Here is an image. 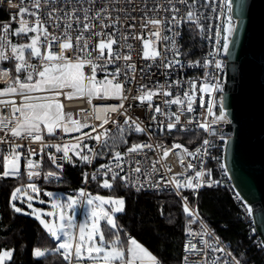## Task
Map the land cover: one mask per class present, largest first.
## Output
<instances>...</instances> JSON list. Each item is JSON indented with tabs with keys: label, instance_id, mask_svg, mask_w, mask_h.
Instances as JSON below:
<instances>
[{
	"label": "built area",
	"instance_id": "built-area-1",
	"mask_svg": "<svg viewBox=\"0 0 264 264\" xmlns=\"http://www.w3.org/2000/svg\"><path fill=\"white\" fill-rule=\"evenodd\" d=\"M180 12L178 16H185L188 8L187 5L176 3V0H172ZM192 0H188L190 4ZM27 7L29 11H36L32 7V0H0V35H6L7 40L13 44V39L18 38L21 41H25L26 36L17 35L16 32L20 27L21 19L28 20L30 24L34 26L36 17L25 14L20 16L18 14L19 7ZM171 6L168 0H41V8L38 11V15L42 21L45 22V27L52 34L59 35L64 31V24L66 23L64 17L66 13H71L74 9L76 15L83 21L84 12L83 9H90L89 15H93L95 12L102 8H106L107 11L102 13L107 19L105 23L109 24L107 28H101L99 20L89 21L94 25L92 32H104L114 33V38L118 41L113 45L114 51L122 54H130L132 56L131 61L125 62L122 59L112 64L106 65V71L98 70L96 74L97 80H103L107 73H112L117 67H121L122 72L119 76L120 82L124 84V96L128 98L125 100L120 99H100L93 98L92 103L89 104L87 97L67 99L61 95L56 97L59 103L63 105V111L65 113H71L74 120H78L81 123L86 122L88 127L81 128L80 131H70L64 133L62 129H57L54 136H49L45 131L42 133L44 136L45 144H56L63 146L64 144L77 143V137L82 138L83 144H87L89 149H93L100 155L93 158L91 164L81 162L71 152V162H64L57 160L58 164H62V168H57L52 164L49 159V155L62 156L63 153H57L54 147L41 149L39 142L32 143L28 139H16L10 135H6L7 129L0 131V138H4L8 141L23 145L18 151L22 153L20 160V175L16 177H7L19 179L24 175L25 179L29 183L43 184L46 186L61 185L65 181V171L69 164L75 162V167L79 172V182L75 187H67L63 189L64 194L71 198H77L79 201L78 215L76 223L81 221V211L84 205L87 203L86 199L91 192V186L96 182H102L103 179H111V174L108 177L97 176L96 180L91 179V175L96 172L102 164H109L114 170L120 172V175L127 176L128 179L122 181L125 189L131 191L137 195H159L163 193L174 194L179 200L181 210L183 212L184 201L182 198L187 199V203L190 209L194 210V214L197 217L195 220L192 217L187 216L184 212L186 220L183 223V232L179 242V260L177 264H195L196 261H201V264H212L215 261L216 264H236L239 261L240 264H244L237 258L235 252L230 248L229 242L222 239L219 234L212 228L206 220H204L198 213V199L203 191L207 190H223L228 195L229 199L235 207L234 216L243 225L246 238L250 241V245L258 252L259 256L263 259L264 264V246L255 234L253 219L251 212L254 207L247 205L243 202L241 196L236 192L232 186L225 168L223 166V154L225 141L232 135L231 122L225 112V121L212 124V131L206 132L199 127L200 123L211 122L213 117L209 116L207 109V101L211 99L213 101V114L219 115V110L222 107V95L227 91H232L233 85L236 82L237 70L235 64L228 61L225 58V52L222 48L216 54L215 59L221 62L222 67L217 70L214 66V62L206 69L204 68L203 61L205 59L212 60V57L208 55L209 52H216V31L221 27L229 17L234 19L231 12L228 11L225 6V0H207V6H205V0H197L196 8L194 9L199 19L193 23L187 19H183L178 27H174L172 31H164L162 34L174 37L176 39V47L179 49L180 55L174 57L173 53L168 50L171 47L170 41H157L156 50L161 53V57L157 60H144L143 55V41L141 39H133V36H141L144 40L155 39L149 37V31L154 30L151 28L144 29L141 27L144 18H163L165 21L170 20L172 12L166 11ZM213 7L216 8L213 11ZM154 9H157L154 11ZM51 15V19L49 18ZM72 29L69 32L73 38L81 34V29L77 28L75 19L73 18ZM115 22V23H114ZM9 24V32L5 34L3 32V25ZM59 24L57 27L56 25ZM197 24L200 27H197ZM164 27H167L165 24ZM179 32L177 37L175 34ZM35 34V33H28ZM223 34V33H222ZM36 35V34H35ZM85 38L91 37V42L95 45L100 37L92 36L91 33H83ZM122 36H127L125 41ZM43 39V38H42ZM125 44L132 45V49L123 47ZM167 46V47H166ZM42 51L46 50L45 46L41 44ZM52 52H58L59 47L57 43H53L51 46ZM65 55L73 57L72 51H66ZM107 55V52H105ZM167 57L164 62L168 60L179 59L180 63L171 68H164L161 66V59ZM8 62V61H4ZM31 63L40 65L38 58H32ZM126 63L135 65V72H132L127 67ZM149 65H151L149 67ZM0 70L7 71L10 77H15L16 73L10 67H1ZM84 72L86 75H91V69L85 67ZM209 73V78L205 77V73ZM214 76L215 79L210 77ZM179 81L177 84L176 82ZM10 81L0 80L1 85H6ZM191 82L197 84V92L195 96V103L193 104V112L187 111V103L184 104H165L166 100L175 99L180 97L183 99L184 92L190 91ZM204 82L218 84L219 90L214 91L211 96L204 95L205 105L201 107L200 96L202 95L198 88ZM146 86L148 89L157 90L162 87L163 91L171 93L170 96L160 95L152 98V108L148 107V102L141 104L139 100L133 99L140 93L138 89L141 86ZM33 95H46L45 93H33ZM4 100H15L16 104L21 103L22 97L19 96H4L0 97ZM124 104L123 108H118L116 112H107L106 118L108 123L100 127L101 120H97L94 117L93 109L97 111L110 108L112 106H119ZM161 108V113L154 111L155 107ZM101 114L104 113L101 111ZM180 115V123L176 124V127L169 130L167 125L170 122H175V115ZM18 115V114H17ZM155 116V120H153ZM11 105H0V119H11ZM131 117V120H135L145 129L142 133H136L134 131H128V126L124 124L126 118ZM131 120L129 123H131ZM191 121V123H189ZM124 128L122 139L117 140L113 145L112 137L120 136V128ZM93 128L96 131H93ZM107 130L108 136L104 137L107 140V145L104 146L98 143L94 139L88 138V136H96L100 132ZM186 136V137H185ZM188 136V137H187ZM208 139L211 141L212 146L207 149L208 155L193 157L185 154L183 149L187 152H195L197 148H200L203 140ZM126 141V142H125ZM151 144L152 149L144 148L138 154L133 153L126 155L127 148L132 144ZM174 144L182 145V149H173L167 158H163L164 149H172ZM161 145L162 147H157ZM82 154L92 155L88 149H83L81 145ZM32 149L36 152V155L31 159L34 162L40 164V168L37 171L40 172L38 178H34L32 181L28 180L26 170V160L28 158V152ZM80 150V149H78ZM8 151V144H0V174L3 173V154ZM119 151L123 159L120 161L121 168H115V161L113 160L114 152ZM181 158L183 163H181ZM201 161L203 163H201ZM191 163L194 167L189 170L187 165ZM223 166V167H222ZM136 167L141 168L140 173H136L134 169ZM211 171V179L219 181L218 184L208 187L206 185L201 186L198 189L192 190L187 188L177 189L175 185L170 183V179L183 182L186 177H194L196 171L201 169ZM122 169V170H121ZM170 169V171H169ZM54 171L58 174V179H44V175ZM84 174L88 175V180L85 181ZM204 179H208L207 176ZM118 180V179H117ZM195 183V180H193ZM137 188H140L137 191ZM85 193V196H81L80 193ZM249 209L251 210L249 212ZM70 211V210H69ZM191 221V223H190ZM201 223L212 233L208 235H196L190 237L187 235V229H190L194 233H200ZM77 231V229H76ZM128 237L129 235L126 234ZM191 240L192 243L197 245L198 249H203L199 255L186 253L184 250L185 244ZM204 241H207L209 245L215 248L223 249V251H213L212 247L204 248ZM217 241L219 243H217ZM61 260L67 264L61 254ZM185 256H188V260L185 261Z\"/></svg>",
	"mask_w": 264,
	"mask_h": 264
},
{
	"label": "snow or ice",
	"instance_id": "snow-or-ice-1",
	"mask_svg": "<svg viewBox=\"0 0 264 264\" xmlns=\"http://www.w3.org/2000/svg\"><path fill=\"white\" fill-rule=\"evenodd\" d=\"M11 2V0H9ZM23 3V0H21ZM47 2V0H45ZM171 6L166 11L172 12L170 20L165 21L163 18H151L146 17L141 25L144 29H154L149 31V37H154L155 39L144 40L141 36H133V39H141L143 41V55L144 60L155 61L157 58L161 57V53L156 50L157 41H170L171 47L168 48L169 51L173 53L174 57L180 55L179 49L176 47V39L174 37H169L163 35L164 31H172L174 27H178L183 19H187L195 23L199 17L194 10L196 8L197 0H192L189 4L188 0H176V3L187 5V12L185 16H178L177 13L180 9L175 6L172 0H168ZM205 6H207V0H205ZM225 6L228 11L232 10L231 0H225ZM32 7L36 11H29L27 7H19L18 14L24 16L28 14L30 16L36 17L34 21V26L29 23L28 20L21 19L20 27L17 30V35L27 36L28 33H35L36 35L29 37L30 42L24 44H12L7 40L6 35H0V61H14L15 77H10L7 71L0 70V80L10 81L3 90H0V97L4 96H19L22 97L21 103L16 104L15 100H4L0 99V105H11L12 117L11 119H0V131L7 129L6 135H10L16 139H28L32 143L39 142L41 144V149L54 147L57 153L62 152V156L49 155V159L52 164L56 165L57 168H62V164H58L57 160H62L64 162H71V157L69 152H71L77 159L81 162L91 164L95 156L100 155V153L95 152L93 149H89L87 144H83L82 138L77 137V143L75 144H45L44 136L42 133L45 131L49 136H54L57 129H62L64 133L70 131H80L81 128L88 127L86 122L81 123L78 120L72 118L71 113H65L63 111V105L58 102L56 97L61 95L65 96L67 99L82 98L87 97L88 103L91 104L93 98L100 99H120L125 100L128 97L124 96V84L118 79L122 69L117 67L114 72L107 73L104 79L97 80L96 74L98 70L106 71V65L115 63L118 60H123L125 62L131 61L132 56L130 54H122L120 52L114 51L113 45L117 44L118 41L114 38V33H104V32H92L94 25L90 23L91 20H99L101 28L109 27V24L105 23L107 19L102 13L106 12V8H102L95 12L93 15H89L90 9H83L84 16L83 21L79 16L76 15L77 10H73L71 13L65 14L64 31L59 35L52 34L45 27V22L41 20L38 15V11L41 8V0H32ZM157 9H154L156 11ZM216 8L213 7V11ZM52 18L51 15L49 17ZM75 19L77 28L81 29V34L73 38L69 32L72 29V20ZM115 23V22H114ZM165 24L167 27H164ZM57 27L59 24L56 25ZM197 27L200 25L197 24ZM10 25H3V32L7 34L9 32ZM235 25L232 22V18L229 19L217 29L215 39H216V52H209L208 55L212 57V60L205 59L203 61V67L208 68L210 64L214 62V66L219 70L222 65L221 62L215 59L216 54L222 48V50L227 53L229 50V37L233 33ZM83 33H91L92 36L100 37V40L93 45L91 42V37L85 38ZM223 33V34H222ZM177 37L180 35L179 32L175 34ZM43 38V39H42ZM126 41L127 36H122ZM53 43H57L59 47L58 52H52L51 46ZM41 44L45 46L44 51L41 49ZM123 47L132 49V45L125 44ZM167 47V46H166ZM72 51L73 57H68L65 55L66 51ZM107 52V55H105ZM32 58H38L40 60V65H35L30 62ZM167 57L161 59V66L164 68H171L180 63L179 59L168 60ZM151 65H149L150 67ZM85 67L91 69V75H86L84 72ZM127 67L132 72H135V65L131 63H126ZM23 73V78L19 74ZM209 73H205V77L209 78ZM215 79L214 76L210 77ZM177 84L179 81L176 82ZM219 86L215 83L204 82L198 88V91L202 94L200 96V105L204 107L205 100L203 94H211L214 91H218ZM140 93L138 96L133 97V99L139 100L141 104L148 102V107L152 108V98L154 96L160 95L170 96L171 93L168 91H163L162 87L157 90L148 89L146 86H141L138 89ZM197 92V84L191 82L190 91L184 92L183 99L176 97L175 99L166 100L165 104H184L187 103V111L193 112V104L195 103V96ZM33 93H45L46 95H33ZM207 113L212 116L211 122H207V117H205V122L200 123L199 127L204 129L206 132L212 131V124L217 122L225 121V112L223 107L219 110V115H214L213 101L209 99L207 101ZM124 104L121 103L119 106H112L107 109L97 111L93 109V114L95 119L101 120L100 125L108 123L106 118L107 112H116L118 108H123ZM101 111L104 115L101 114ZM154 111L156 113H161V108L159 106L155 107ZM18 114V115H17ZM162 114V113H161ZM175 115V122L168 123L167 127L172 130L176 127V124L180 123V115ZM155 120V116L152 117ZM131 117L125 119L124 124L128 126V131H134L136 133H142L145 129L135 120L129 121ZM191 123V121H189ZM93 131H96L93 128ZM120 136L112 137L113 145L116 144L117 140L122 139L124 128H120ZM108 136L107 130L100 132L96 136H88L90 139L96 140L102 145H107V140L104 137ZM126 142V141H125ZM8 144V151L3 154V168L4 171L0 174V178L16 177L20 175V160L22 153L18 151L23 145L15 143L13 141L5 140L0 138V144ZM227 143V141H225ZM88 149L92 155L82 154V148ZM211 141L204 139L200 148L196 151L187 152L183 149L185 154L193 156H206L208 155L207 149L211 147ZM151 144H132L127 148L126 155H131L133 153H139L144 148L152 149ZM157 147H162L157 145ZM80 149V150H78ZM173 149H182V145L174 144L172 149H164L163 158H167L170 151ZM36 155V152L32 149L28 152V158L26 160V174L29 181L40 176V172L37 169L40 168L38 162H34L31 157ZM123 159L122 154L119 151L114 152L113 160L115 161V168H121L120 161ZM181 163L183 159L181 158ZM201 163H203L201 161ZM193 165L189 163L187 168L189 170L193 169ZM223 167V166H222ZM122 170V169H121ZM136 173L141 172L140 167L134 169ZM170 171V169H169ZM111 174V179H103L100 186L105 189H112L114 183L117 179L120 181H125L128 179L127 176L120 175V172L114 170L109 164H102L99 168L91 175L92 180H96L97 176L108 177ZM207 176L208 179H204ZM59 176L54 171H49L44 175V179H58ZM85 181L88 180V175L84 174ZM195 180V183H193ZM170 183L175 185L177 189V194H179V189H198L201 186L212 187L218 184L219 181L211 179V171L201 169L195 172L194 177H186L183 182L170 179ZM31 190L33 193L39 194V189L33 183L27 184L25 187H17L11 193L10 203L19 198V194ZM140 188H137L139 191ZM45 196H49L50 193L45 192ZM81 196H85V193L81 192ZM33 197L29 195L27 200L29 201L28 207L32 208L31 200ZM184 201L183 212L192 217L195 220L197 217L194 214V210L190 209L186 198H182ZM87 205L89 206L88 218L84 222L77 224L74 219V209L77 206L78 201L74 198H70L68 203L63 204L59 201L53 200L51 203V211L43 213L48 217H53V220L48 222L41 218V211L32 208V215L39 223L43 226L46 233L56 241L59 242L58 245L51 249L53 253H60L67 264H160V261L151 254L145 247H143L137 240L128 238L126 244L121 242V237L118 232V225L115 222L114 215L116 213L123 212L125 209V200L123 198H104L102 196H88L86 199ZM44 203V201H40ZM12 209L16 213H22L23 210L20 207H16L14 204L11 205ZM105 206H108L107 208ZM110 209V210H109ZM71 210V211H69ZM251 210L249 209V212ZM29 215V213H24ZM104 222L107 226H110L111 238L106 237L104 228L102 226ZM191 223V221H190ZM201 232L194 233L190 229H187V235L194 237L196 235H208L211 236L212 233L205 227L203 223L200 225ZM75 229H78V237L76 235ZM98 237V239H97ZM75 241V242H74ZM204 248H213V251H223V249L215 248L209 245L207 241H204ZM217 243H219L217 241ZM264 246V245H262ZM62 250V252H61ZM186 253L199 255L203 249H198L197 245L192 243L191 240L184 246ZM50 250L48 248L40 249L36 248L33 252L34 257H44L46 253ZM13 256L11 250L0 251V264H5L6 260H10ZM185 261L188 260V256H185ZM195 264H201V261H196ZM212 264H216L212 261ZM236 264H240L236 261Z\"/></svg>",
	"mask_w": 264,
	"mask_h": 264
},
{
	"label": "trees",
	"instance_id": "trees-1",
	"mask_svg": "<svg viewBox=\"0 0 264 264\" xmlns=\"http://www.w3.org/2000/svg\"><path fill=\"white\" fill-rule=\"evenodd\" d=\"M14 61L0 62L1 67L14 68ZM4 86L0 85V90ZM186 137V136H185ZM188 137V136H187ZM65 181L61 185L46 186L36 184L39 190L62 192L67 187H75L79 182V172L75 162L65 171ZM100 182L91 186V191L101 194L121 196L125 200V209L114 216L118 225L121 242H127L125 235L137 240L160 264H177L179 260V242L186 218L174 194L137 195L124 188L116 180L112 189H103ZM29 182L22 175L19 179L0 178V251L11 250L13 256L5 264H65L59 253L51 249L56 241L51 238L35 217L16 213L12 204L24 208L17 200L11 201V193L17 187H25ZM235 207L223 190L203 191L198 199V213L215 229L219 236L229 242L230 248L244 264H263V259L250 245L243 225L234 216ZM105 235L111 238L109 226L102 223ZM36 248L50 251L44 257H34Z\"/></svg>",
	"mask_w": 264,
	"mask_h": 264
},
{
	"label": "water",
	"instance_id": "water-1",
	"mask_svg": "<svg viewBox=\"0 0 264 264\" xmlns=\"http://www.w3.org/2000/svg\"><path fill=\"white\" fill-rule=\"evenodd\" d=\"M231 3L235 28L225 58L235 64L237 77L222 95L232 127L222 161L236 192L254 207L255 234L264 245V0Z\"/></svg>",
	"mask_w": 264,
	"mask_h": 264
},
{
	"label": "rangeland",
	"instance_id": "rangeland-1",
	"mask_svg": "<svg viewBox=\"0 0 264 264\" xmlns=\"http://www.w3.org/2000/svg\"><path fill=\"white\" fill-rule=\"evenodd\" d=\"M22 44H24V43H22ZM13 70L15 71V67L13 68ZM19 75L21 76V78H23L24 74L21 73ZM6 85L4 86V88L6 87ZM3 89H1V90H3ZM33 184H35V183H33ZM35 186L37 187L36 184H35ZM21 187H23V186H21ZM103 189H105V188H103ZM105 190H107V189H105ZM45 192L50 193V195L49 196H45L44 195ZM29 195H31L33 197V199L31 200L32 208H35V209L41 211V213H42L41 218L45 219L46 222H48L50 220H53V217H48L46 215H43V213L51 211V203H52L53 200L59 201L60 203H61V201H63L66 204V203H68L69 199L71 198V197L67 196L66 194H64V192L53 191V190L47 189V190H39V194H37V193L31 192V190L29 189L26 192H23V193L19 194V198L16 199V200H17V202L20 205L24 206V208H22V210H23L22 214L29 213V215L32 216V217H34V215L31 214L32 213V208L28 207L29 201L27 200V197ZM96 195L102 196L104 198H109V197L122 198L121 196L112 195L110 193L101 194V193H96V192H89L88 196H96ZM74 199H76L78 201L77 198H74ZM40 201H44V203H40ZM16 207H19V206L16 205ZM105 207L107 208L108 206H105ZM78 208H79V201L77 203V206L74 209V219H76L75 217L78 215ZM88 212H89V206L86 203L84 205V207L82 208V212H81L82 214H81V217H80L81 218L80 223L84 222L85 220H87ZM116 214H118V213H116ZM74 231L76 232V235L78 237V234H77L78 232L76 231V229ZM97 239H98V237H97ZM54 241H56V240H54ZM59 242H62V241H59ZM59 242L56 241V244L58 245Z\"/></svg>",
	"mask_w": 264,
	"mask_h": 264
},
{
	"label": "crops",
	"instance_id": "crops-1",
	"mask_svg": "<svg viewBox=\"0 0 264 264\" xmlns=\"http://www.w3.org/2000/svg\"><path fill=\"white\" fill-rule=\"evenodd\" d=\"M35 34H28L27 36H26V38H25V41H21L20 39H18V38H14L13 39V44H22V43H29L30 42V39H29V37H31V36H34ZM1 62V61H0ZM1 85V84H0ZM3 86H5V85H3ZM63 192V191H62ZM92 192V191H91ZM61 203H63V204H65L63 201H61ZM71 211V210H70ZM82 212V211H81ZM82 214V213H81ZM75 222H76V219H75ZM77 232H78V229H77ZM78 234V233H77ZM125 238L128 240V238H131L130 236H126L125 235ZM56 246H57V244H56ZM144 247V246H143ZM147 250V249H146ZM61 252H62V250H61ZM85 264H88V262L87 261H85Z\"/></svg>",
	"mask_w": 264,
	"mask_h": 264
},
{
	"label": "bare ground",
	"instance_id": "bare-ground-1",
	"mask_svg": "<svg viewBox=\"0 0 264 264\" xmlns=\"http://www.w3.org/2000/svg\"><path fill=\"white\" fill-rule=\"evenodd\" d=\"M119 180V179H118ZM122 182V181H121ZM100 184V183H99ZM60 254V253H59Z\"/></svg>",
	"mask_w": 264,
	"mask_h": 264
}]
</instances>
